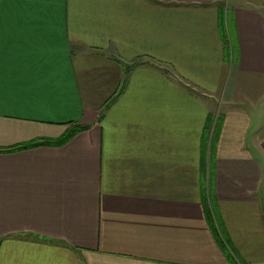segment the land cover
<instances>
[{
    "label": "crops",
    "instance_id": "obj_1",
    "mask_svg": "<svg viewBox=\"0 0 264 264\" xmlns=\"http://www.w3.org/2000/svg\"><path fill=\"white\" fill-rule=\"evenodd\" d=\"M3 15L0 264H264V0Z\"/></svg>",
    "mask_w": 264,
    "mask_h": 264
},
{
    "label": "snow or ice",
    "instance_id": "obj_2",
    "mask_svg": "<svg viewBox=\"0 0 264 264\" xmlns=\"http://www.w3.org/2000/svg\"><path fill=\"white\" fill-rule=\"evenodd\" d=\"M3 2L0 0V94L3 91L4 85V53H5V19L3 15ZM14 2L21 4H29L35 6H44L54 4L56 0H14ZM31 23L36 24L39 21H32ZM19 26H23V21L20 22ZM12 22H9V28H14Z\"/></svg>",
    "mask_w": 264,
    "mask_h": 264
},
{
    "label": "trees",
    "instance_id": "obj_3",
    "mask_svg": "<svg viewBox=\"0 0 264 264\" xmlns=\"http://www.w3.org/2000/svg\"><path fill=\"white\" fill-rule=\"evenodd\" d=\"M76 131H77V130H75V131H73V132H76ZM72 134H73V133H72ZM72 134H70L66 139H68L69 137H71ZM66 139H65V140H66ZM65 140H60V141L57 142V144H61V143L64 142ZM240 264H246V263H243V262H242V263H240Z\"/></svg>",
    "mask_w": 264,
    "mask_h": 264
},
{
    "label": "rangeland",
    "instance_id": "obj_4",
    "mask_svg": "<svg viewBox=\"0 0 264 264\" xmlns=\"http://www.w3.org/2000/svg\"><path fill=\"white\" fill-rule=\"evenodd\" d=\"M217 102H218V101H217ZM219 104L221 105L220 100H219ZM263 165H264V163H263ZM263 165L261 164V167H262ZM261 196L264 198V184H263V186H262V193H261Z\"/></svg>",
    "mask_w": 264,
    "mask_h": 264
}]
</instances>
